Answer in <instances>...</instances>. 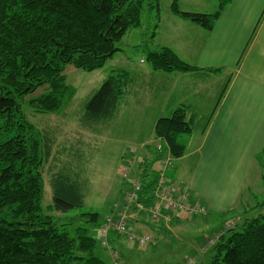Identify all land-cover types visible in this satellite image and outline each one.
I'll return each instance as SVG.
<instances>
[{
	"label": "trees",
	"instance_id": "16d2710c",
	"mask_svg": "<svg viewBox=\"0 0 264 264\" xmlns=\"http://www.w3.org/2000/svg\"><path fill=\"white\" fill-rule=\"evenodd\" d=\"M177 1L171 3L173 14L208 31L231 2L219 0L217 10L205 14L181 11ZM145 7L151 8L152 3L0 0V264H105L94 254L96 241L88 234V227L96 226L100 215L94 211L80 212L84 208V185L64 173H53L49 185L52 202L42 206L43 170L51 141L34 129L24 109L28 107L35 114L58 110L67 90L64 65L72 64L88 72L101 68L118 51L115 43L130 29L140 26ZM147 61L153 70L162 72L196 70L167 47L149 51ZM128 74L118 69L104 79L85 105L84 123L115 118L118 100L127 91ZM41 88L47 91L33 96ZM185 116V110L177 108L169 117L156 121L155 137L164 142L157 156L142 162L140 159L134 162L136 165L121 160L119 176L123 187L119 189V200L114 201L101 221V247L112 249L107 240L108 236L112 239L109 235L112 233L131 242L127 235L114 229L101 236V227L108 217L115 221L126 212L134 214V218L144 211L149 213L146 208L155 199L152 191L160 175L156 168L160 156L168 152L177 159L185 154V141L193 128ZM41 146H45L43 152ZM259 158L264 169V148ZM124 167L128 168L126 177ZM133 183L139 184L140 190L136 201L127 203L125 196ZM258 206L248 209L247 217L221 233L219 239V234L214 236L205 264H264V207L257 209ZM161 215V220L154 221L150 214V221L161 222L168 230L174 227L178 215L187 219L196 216L171 213L166 207H162ZM167 215L170 220L165 222ZM133 221V218L124 220L128 232H133Z\"/></svg>",
	"mask_w": 264,
	"mask_h": 264
},
{
	"label": "crops",
	"instance_id": "0c3cea01",
	"mask_svg": "<svg viewBox=\"0 0 264 264\" xmlns=\"http://www.w3.org/2000/svg\"><path fill=\"white\" fill-rule=\"evenodd\" d=\"M180 25L191 33L193 42L186 39L177 48L162 40L157 49H171L196 70L162 72L151 65L140 67L128 74L131 89L118 100L116 112L133 106L149 114L152 128L141 141L136 140L151 141L155 146L154 142L164 143L155 137L156 121L177 108L185 110V119L194 129L185 141V154L174 158L176 163L167 174L206 209V216L201 214L205 223L211 214L215 220L236 203H250L260 195L250 189L264 181L259 158L264 148V0H231L210 31L185 21ZM129 93L136 105H119L128 100ZM201 121L204 126L196 128L194 123ZM134 139L132 136L131 141ZM183 217L178 215L173 232L185 229ZM132 230L151 233L156 240L169 231L163 223L143 217L134 219Z\"/></svg>",
	"mask_w": 264,
	"mask_h": 264
},
{
	"label": "rangeland",
	"instance_id": "374dc122",
	"mask_svg": "<svg viewBox=\"0 0 264 264\" xmlns=\"http://www.w3.org/2000/svg\"><path fill=\"white\" fill-rule=\"evenodd\" d=\"M149 2L152 3V7L143 9L140 26L130 29L119 42L115 43L118 51L114 52L101 68L88 72L75 68L72 64L64 65L63 74L67 90L61 97L58 110L53 113L35 114L25 107V115L35 126L34 129L51 141L49 159L43 170L42 206L52 202V190L49 186L52 174L64 173L71 180L75 179L85 187L84 208L80 209V212L94 211L100 215L96 226L88 227V234L96 241L94 254L105 264H205L209 259L207 255L209 249L200 246L207 242V239L213 240L216 234H219V239L221 233L229 231L239 223L240 219L246 218L251 207L258 205L261 206L256 207L257 209L264 207V181L250 189L260 194L253 197L250 203L245 202L240 205L236 203L234 209L223 213L222 216L219 215L215 220L212 219V214L210 220L205 223L204 215H196L193 219L183 217L182 226L185 229L181 231L175 229L173 232L174 226L169 230L172 231L171 233L169 231L163 233L157 238V242L154 241L155 235H153V242L143 246L127 242L124 237L115 233L109 234L111 240L109 236L107 238L112 249L100 245L101 221L103 216L108 214L114 201L119 200V189L123 187L119 176L121 160L124 158L127 163H129L128 159L132 158L137 162L140 159V161L149 160L157 155L158 151L151 141L137 143L136 140L138 137L141 141L147 131L151 130L153 123L149 114L144 115L138 110L139 108L132 106L118 111L119 115L117 117L115 115L112 120L84 123L85 105L113 71L124 69L130 74H135L140 67L149 66L147 54L149 51L157 50L162 40L167 45L180 48L181 43L191 39V33L184 29L185 26L180 25L184 20L171 11L172 0H149ZM218 3L219 0H178L177 7L180 10L213 14ZM192 42L193 39L190 40V43ZM126 89H131L130 85L129 88L127 85ZM46 91V88H41L33 96ZM131 94L129 93L128 100L123 99L119 105H136ZM202 107L206 108V106ZM134 118L138 121L135 122ZM194 124L196 128L204 126L203 121ZM194 133L195 137H198L199 132L194 130ZM132 136H135L134 141H131ZM154 144L161 146V143L154 142ZM148 148L151 149L150 153ZM43 149L45 150V146H41L42 152ZM133 153L136 154L135 157ZM191 160L192 157L189 161ZM175 163L176 161L173 160V164ZM168 174L170 175V172ZM251 174L254 176L253 172ZM245 208H248L246 213ZM142 217L150 220L147 211L137 215L136 219ZM225 222L227 223L223 226ZM133 233L139 234L134 231Z\"/></svg>",
	"mask_w": 264,
	"mask_h": 264
},
{
	"label": "built area",
	"instance_id": "2783aa9c",
	"mask_svg": "<svg viewBox=\"0 0 264 264\" xmlns=\"http://www.w3.org/2000/svg\"><path fill=\"white\" fill-rule=\"evenodd\" d=\"M156 150L158 151V153H160L162 151V146L156 145ZM132 155L133 157H135L136 154L133 153ZM164 155V157H162L163 155L160 156L161 158H159L156 164V168L160 172V175L158 178L157 187L152 191L155 200L152 205L146 208L151 214L152 219L154 221H158L161 218L162 207H166V210L168 212H183L186 213L188 216L203 214L205 212L204 207L201 206L199 203L192 202L190 200L189 191L182 187L180 184L173 181L167 175V172L174 167V159L170 156L168 152H165ZM128 162L129 164L134 163L135 158H132L131 160L128 159ZM122 170L123 177H126L128 173V168L124 167ZM139 190L140 185L137 183H133L132 190L128 192L125 196V201L127 203L135 202ZM138 205L139 204L137 203V206ZM126 213L127 214L122 213L115 221H112L113 219L109 217L106 218L105 223L101 227V236H104L105 232L108 229H114L119 233L127 235L129 241L136 243L138 246H143L145 244L153 242V238L149 234L137 235L126 230L124 220L128 218H134V214H128V212ZM164 220L165 222H168L170 220V216H165ZM206 241L207 242H205L201 247H209L212 241H214V239H207ZM101 243L102 245H105V241H102Z\"/></svg>",
	"mask_w": 264,
	"mask_h": 264
},
{
	"label": "bare ground",
	"instance_id": "6f19581e",
	"mask_svg": "<svg viewBox=\"0 0 264 264\" xmlns=\"http://www.w3.org/2000/svg\"><path fill=\"white\" fill-rule=\"evenodd\" d=\"M126 239L129 241L128 237L126 236Z\"/></svg>",
	"mask_w": 264,
	"mask_h": 264
}]
</instances>
